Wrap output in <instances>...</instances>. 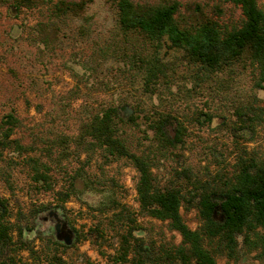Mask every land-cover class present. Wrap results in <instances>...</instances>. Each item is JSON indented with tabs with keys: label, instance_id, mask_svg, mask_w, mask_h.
Segmentation results:
<instances>
[{
	"label": "rangeland",
	"instance_id": "374dc122",
	"mask_svg": "<svg viewBox=\"0 0 264 264\" xmlns=\"http://www.w3.org/2000/svg\"><path fill=\"white\" fill-rule=\"evenodd\" d=\"M131 1H175L187 22L197 11L220 28L240 21L226 0ZM257 6L264 12V0ZM49 9L0 3V121L7 114L17 119L9 139L21 147L0 146V200L15 245L0 246V264H113L125 229L114 217L121 207L143 250L176 246L180 237L166 222L139 211L132 164L106 157L83 128L115 107L132 119L117 126V135L130 153L148 159L158 188L188 197L196 182L218 191L240 159L264 165L259 68L243 59L208 71L167 41L150 45L122 33L107 0H89L78 16L63 19ZM161 116L184 128L182 144L159 146L150 123ZM29 159L47 168L49 190L33 182ZM179 213L188 229L198 228L195 208ZM236 240L235 255L217 253L215 264H264L260 249Z\"/></svg>",
	"mask_w": 264,
	"mask_h": 264
},
{
	"label": "trees",
	"instance_id": "16d2710c",
	"mask_svg": "<svg viewBox=\"0 0 264 264\" xmlns=\"http://www.w3.org/2000/svg\"><path fill=\"white\" fill-rule=\"evenodd\" d=\"M88 1L0 0V3L8 4L15 11L39 3L49 4L51 15L63 19L78 16ZM107 1L114 11L120 32L134 34L150 45L167 41L171 47L182 50L188 61L208 71L248 60L259 68L264 81V12L258 8L257 0H226L237 7L240 14L238 25L228 29L220 28L216 20L202 16L196 7L198 14L187 22L175 1L155 4ZM126 122H132L130 116L123 118L119 109L106 108L84 126L83 133L106 157L125 158L132 164L137 173L134 190L139 211L166 222L167 227L179 235L180 241L176 246L160 244L156 250H143L138 240L131 236L134 220L121 207L114 217L119 224L124 223L125 229L119 235L116 253L111 257L113 264H215L214 255L217 253L228 258L235 255L237 237H241L247 250L260 249L264 254V165L240 159L236 172L224 188L216 191L192 182V192L188 191V197H185L179 189L158 188L148 159L127 150L117 135V126ZM17 125L12 114L1 119V147L13 145L14 149H21L9 139ZM150 129L159 146L174 147L183 142L184 128L179 124L172 128L166 117L152 121ZM28 162L33 182L39 183V188L49 190L51 185L45 165L34 159ZM216 192L221 201L211 200ZM3 202L0 200V246L12 251L15 245ZM180 208H195L200 223L198 228L188 229L180 216ZM17 235L19 237L20 230ZM10 263L11 259L4 264Z\"/></svg>",
	"mask_w": 264,
	"mask_h": 264
},
{
	"label": "water",
	"instance_id": "95a60500",
	"mask_svg": "<svg viewBox=\"0 0 264 264\" xmlns=\"http://www.w3.org/2000/svg\"><path fill=\"white\" fill-rule=\"evenodd\" d=\"M211 200H215V201H221V198H220V197H211ZM64 242H65L66 244H68V243H69V241H68V240H66V238L64 239Z\"/></svg>",
	"mask_w": 264,
	"mask_h": 264
}]
</instances>
